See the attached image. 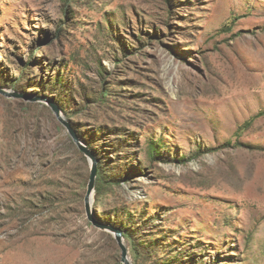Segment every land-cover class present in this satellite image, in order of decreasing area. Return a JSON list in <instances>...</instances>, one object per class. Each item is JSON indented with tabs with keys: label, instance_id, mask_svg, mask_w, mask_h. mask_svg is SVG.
I'll return each instance as SVG.
<instances>
[{
	"label": "rangeland",
	"instance_id": "374dc122",
	"mask_svg": "<svg viewBox=\"0 0 264 264\" xmlns=\"http://www.w3.org/2000/svg\"><path fill=\"white\" fill-rule=\"evenodd\" d=\"M0 88V264H124L43 96L133 264H264V0H0Z\"/></svg>",
	"mask_w": 264,
	"mask_h": 264
},
{
	"label": "water",
	"instance_id": "95a60500",
	"mask_svg": "<svg viewBox=\"0 0 264 264\" xmlns=\"http://www.w3.org/2000/svg\"><path fill=\"white\" fill-rule=\"evenodd\" d=\"M0 91L5 92L1 88H0ZM6 94L10 95V96L14 95L17 97H24L26 99H33L28 94L19 93L16 91L6 92ZM41 99L44 100L46 103H48L52 107V109L56 113L57 117L69 129V132H70L71 136L73 137L75 143L79 146V148L86 155L90 156L93 160L92 161V170H91L90 179H89V183H88V188H87L86 195H85V209H86V213H87L89 220L94 225H96L97 227L111 231L114 234V236L117 240V243L121 248V252H122L121 253V261L124 264H133L131 257L129 255L128 246L125 242L124 230L121 227H118V226H115L113 224L106 223V222L102 221V219L100 218V215L96 214V212L94 210V205H93L94 204V191H95L96 181H97V177H98V159L95 157L93 150L90 149V147L82 141L81 137L78 135V133L75 131V129H73V127L63 118L62 108L60 107V105L56 101L53 100V98L43 96Z\"/></svg>",
	"mask_w": 264,
	"mask_h": 264
}]
</instances>
